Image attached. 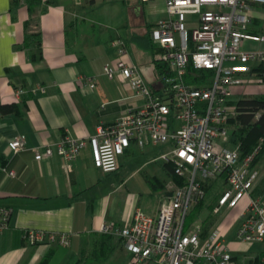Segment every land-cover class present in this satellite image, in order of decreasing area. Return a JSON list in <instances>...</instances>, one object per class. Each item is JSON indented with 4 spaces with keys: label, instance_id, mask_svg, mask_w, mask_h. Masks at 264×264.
<instances>
[{
    "label": "crops",
    "instance_id": "0c3cea01",
    "mask_svg": "<svg viewBox=\"0 0 264 264\" xmlns=\"http://www.w3.org/2000/svg\"><path fill=\"white\" fill-rule=\"evenodd\" d=\"M166 16L164 1L0 0V103L15 107L0 115V207L13 210L10 229L0 238V264H41L53 250L49 264H77L87 238L99 237L105 225L131 224L138 208L157 214L172 179L162 155L156 161H162L163 179L156 175V184L149 181L154 194L143 201L139 195L118 196L128 179L114 191L101 188L108 174L96 168L90 147L73 163V172L57 152L37 161L34 150L44 152V146L65 136L90 138L144 104L129 82L109 79L104 68L115 69L121 59L139 69L148 66V54L156 50L152 30ZM118 39L127 45L126 56L113 46ZM82 79L96 88L84 87ZM251 88L252 95L235 93L240 98L264 94ZM20 135L27 138V150L15 153L10 142ZM166 146L141 149L132 142L118 172L137 156ZM147 163L135 174H143ZM216 182L228 187L224 178ZM31 230L71 234V246H33L25 238Z\"/></svg>",
    "mask_w": 264,
    "mask_h": 264
},
{
    "label": "built area",
    "instance_id": "2783aa9c",
    "mask_svg": "<svg viewBox=\"0 0 264 264\" xmlns=\"http://www.w3.org/2000/svg\"><path fill=\"white\" fill-rule=\"evenodd\" d=\"M164 1L167 16L151 33L159 64L168 68L153 89L139 67L119 60L116 68L106 66L109 79L129 82L144 104L130 110L114 124L101 126L90 138L65 136L48 144L44 152L35 149L36 160L57 154L73 172V163L88 147L96 168L105 174L120 169V158L136 142L141 149L169 145L160 159L174 168L177 180L166 184L167 195L156 215L136 209L133 222L125 226L107 224L103 234L117 236L133 255L134 264H264V254L245 261L236 256L215 230L206 239L201 230L187 232V219L208 196L207 187L225 179L228 187L220 193L214 212L240 211L237 238L242 244L264 243V191L257 195L261 170L254 167L261 145L242 156L233 146L230 121L236 113L235 90L258 87L264 90V0H143ZM120 57L128 54L124 40L113 42ZM212 70L210 84L197 88L187 83L189 65ZM84 87L95 89L91 80ZM23 93L18 90L17 94ZM248 93V92H247ZM264 95V94H263ZM264 140L261 141V144ZM15 153L27 150V138L20 135L10 142ZM15 175V172H9ZM13 210L0 207V238L10 229ZM33 246L70 247L72 235L41 230L26 232Z\"/></svg>",
    "mask_w": 264,
    "mask_h": 264
},
{
    "label": "rangeland",
    "instance_id": "374dc122",
    "mask_svg": "<svg viewBox=\"0 0 264 264\" xmlns=\"http://www.w3.org/2000/svg\"><path fill=\"white\" fill-rule=\"evenodd\" d=\"M128 8V7H127ZM129 12V8H128ZM131 13V12H130ZM260 26H264V20L258 21ZM130 53L132 51L130 50ZM118 54V52H117ZM148 56H151V59L148 62V66H142L140 70H142V74L144 75L146 81L149 83L151 87L155 84L160 83V73L155 63V54L149 53ZM161 65H163L161 63ZM250 88V89H249ZM246 88V90H254L251 87ZM240 90V89H239ZM248 94L252 95L249 91ZM241 96L234 95L235 99L240 98ZM170 146L157 148L152 151L150 154H143L137 156L132 162L128 165H123L121 167L120 173L108 174L107 178L104 181H101L99 185L101 188L107 189V191H114L118 189L120 185L123 184L125 179H128L125 184L118 191V196L127 198L128 196L139 195L143 201L148 199L150 193L154 194V189L152 188L151 183L156 184L157 180L154 178L156 175L160 179H163L160 171H162V161H156V158L170 151ZM148 162V163H147ZM145 163V172L143 174L135 172L143 166ZM259 169L261 170V180L259 183V192L264 190V159L259 163ZM135 174V175H134ZM150 179V180H148ZM215 186L208 193L207 198L202 202V206L196 207L193 209L192 213L188 216L187 219V232L195 231L196 228L201 230V236L206 239L210 234H212L215 230H222V236L227 241L230 246L232 252L238 256L242 260H249L253 255L258 254L264 250V244L256 243V244H242L237 238L238 228L240 226V211L242 208H238L234 211H230L228 209H223L219 214L214 212V208L218 205V200L220 193L223 189H226L227 186L225 184L215 182ZM226 187V188H225ZM156 195V194H155ZM154 195V196H155ZM158 196V195H157ZM201 204V203H200ZM199 204V205H200ZM209 224L208 235L204 236V228ZM115 237V245L116 248L114 251L110 252L107 257L103 259L102 264H129L131 260L130 252L126 249L124 241L117 237ZM121 239V240H120ZM95 238H87V242L85 244L86 249H93L95 246ZM125 248V249H124ZM88 254L89 250L86 251ZM85 254V255H88ZM89 256V255H88ZM82 255L77 258V262L81 259ZM79 259V260H78ZM82 264H89L88 261H84ZM200 264H206L204 261Z\"/></svg>",
    "mask_w": 264,
    "mask_h": 264
},
{
    "label": "trees",
    "instance_id": "16d2710c",
    "mask_svg": "<svg viewBox=\"0 0 264 264\" xmlns=\"http://www.w3.org/2000/svg\"><path fill=\"white\" fill-rule=\"evenodd\" d=\"M30 2L31 0H27ZM255 33H264V28L253 29ZM155 53L157 48L153 42ZM160 77L168 72V68L162 66L157 61H155ZM259 75L264 74V66L256 70ZM214 72L212 70H197L194 68L193 64L189 65L187 83L197 87L204 88L210 84ZM232 106H236L237 110L235 116L232 117L230 121V134L231 142L233 146H240L242 156L253 152L256 148L261 145V151L257 155L254 167L259 168V163L264 159V95L252 96V97H242L235 102L231 103ZM15 111L14 106H5L0 103V115L8 114ZM172 179L177 180L174 168L169 165ZM216 184L207 187V193H209ZM264 191V190H263ZM261 191V192H263ZM204 203V202H203ZM201 203L198 207L202 206ZM197 207V208H198ZM209 224L204 228V236L208 235ZM96 243L93 249L89 250V254L83 251L81 259L77 264H82L84 261H88L89 264H102L103 259L107 255L116 249L115 237L112 235L101 234L99 237L95 238ZM121 240V239H120ZM54 250L49 252L47 256L43 259L41 264H49L54 256ZM88 254V255H85Z\"/></svg>",
    "mask_w": 264,
    "mask_h": 264
}]
</instances>
